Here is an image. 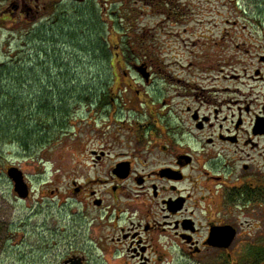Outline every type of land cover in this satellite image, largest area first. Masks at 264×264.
Instances as JSON below:
<instances>
[{
	"label": "rangeland",
	"instance_id": "obj_1",
	"mask_svg": "<svg viewBox=\"0 0 264 264\" xmlns=\"http://www.w3.org/2000/svg\"><path fill=\"white\" fill-rule=\"evenodd\" d=\"M108 38L138 48L136 59L118 64L94 52ZM260 54L264 0H0V264H63L71 251L87 254L88 264H135L105 242L94 246L117 232L102 217L83 218L81 203L69 197L73 180L106 176L118 144L143 132L137 120L154 137L162 135L160 122L172 138L182 110L196 105L187 103L191 90L231 70L228 61ZM137 66L147 67L148 80ZM109 93L114 112L96 103ZM48 101L55 119L33 117ZM105 149L111 159L92 169ZM10 166L24 173L31 197H18ZM251 216L242 235L257 257L264 217ZM167 250L164 264H205ZM241 253L207 263L249 264Z\"/></svg>",
	"mask_w": 264,
	"mask_h": 264
},
{
	"label": "flooded vegetation",
	"instance_id": "obj_2",
	"mask_svg": "<svg viewBox=\"0 0 264 264\" xmlns=\"http://www.w3.org/2000/svg\"><path fill=\"white\" fill-rule=\"evenodd\" d=\"M260 55L254 62L228 61L231 70L223 68L209 83L191 90L187 103L196 105L182 110L172 138L160 122L155 126L162 135L154 137L147 133L149 124L137 120L143 132L118 144L103 171L106 176L73 180L69 197L81 203L83 218L90 222L104 218L117 232L98 236L95 247L104 248L105 242L119 254L125 251L128 262L135 264H164L171 254L166 248L205 264L219 256L230 261L234 254L251 255L242 230L251 225V214L264 217V57ZM115 99L99 108L114 112ZM143 104L144 100L139 102ZM105 150L92 169L111 159L112 151ZM232 230L235 237L227 245L225 233ZM76 259L88 264L87 254L77 251H71L63 264Z\"/></svg>",
	"mask_w": 264,
	"mask_h": 264
},
{
	"label": "trees",
	"instance_id": "obj_3",
	"mask_svg": "<svg viewBox=\"0 0 264 264\" xmlns=\"http://www.w3.org/2000/svg\"><path fill=\"white\" fill-rule=\"evenodd\" d=\"M51 9L53 11H55V12L57 11L56 6L55 7H52ZM121 41L122 40L119 39V42L120 43H116L115 40L108 38V40L105 41L104 45H101V44L98 43L99 46L98 45L97 46L99 48L97 46H95L93 50H94V52L99 51L100 55L101 56L103 55L106 58H109L111 56L112 59H114L115 61L118 62V64L122 63L124 60L126 61L125 63H127V62H130L131 59H136V58L131 57V55L133 54L135 56L136 55L135 49H138V48H136V47H134L135 49L134 48H131V46H130L131 44L130 43L121 42ZM122 43H124V44H122ZM120 44H122V45H120ZM111 65H112L111 67H114V64L113 63H111ZM7 71L8 70H4V74L5 73H7V74L10 73V72H7ZM9 78H10V76H9ZM112 89L113 88H111V92L112 91L114 92V89L113 90ZM84 91L85 90H83L82 92H84ZM54 92L56 93V90H54ZM46 96L50 98V97H52L54 95L53 94H46ZM58 97H59V99H61L60 98L61 95H59ZM112 97H114V96L113 95L111 96L110 94H107V95L104 94V95L98 97L100 99V101L99 102H96V103L99 104V107H103V106L107 105L109 103V101H111ZM12 109L13 110L19 109V107L18 106H15L13 104L12 105ZM62 109L65 110V107L62 108ZM2 110L3 109H1V107H0V112ZM37 110H35V112ZM56 113H57V111L52 110L51 103L48 101L47 102V106H45L44 108H41L40 110L37 111L36 114H32V115H33V117H36V118L37 117H40V118L44 117L43 120L45 122H48L51 119L52 120L55 119L54 118V115H56ZM263 249H261V250H259V252L255 253V254H257V257H254V256L253 257H251V256L248 257L249 258V260H248L249 261V264H264V250Z\"/></svg>",
	"mask_w": 264,
	"mask_h": 264
},
{
	"label": "water",
	"instance_id": "obj_4",
	"mask_svg": "<svg viewBox=\"0 0 264 264\" xmlns=\"http://www.w3.org/2000/svg\"><path fill=\"white\" fill-rule=\"evenodd\" d=\"M137 70L139 73H141V75L146 80L149 79L150 74L147 71L146 66H140V67L137 66ZM7 175L10 178V180L13 182L14 191L16 192L18 197H20L22 199H27L29 197V194H30V189H29V185L27 184V182L25 180L24 173L18 167L11 166L7 170ZM212 236L218 242L221 240L218 237L217 232H213ZM225 236L227 237L226 244L229 245L234 240V237H235L234 230L230 231V233H228V232L225 233ZM70 264H82V262H81V260L76 259L75 261H71Z\"/></svg>",
	"mask_w": 264,
	"mask_h": 264
}]
</instances>
